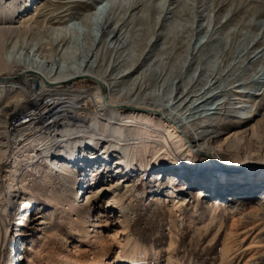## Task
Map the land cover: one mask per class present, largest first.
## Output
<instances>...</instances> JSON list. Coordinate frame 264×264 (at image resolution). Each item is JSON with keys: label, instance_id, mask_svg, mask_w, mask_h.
I'll use <instances>...</instances> for the list:
<instances>
[{"label": "rangeland", "instance_id": "obj_1", "mask_svg": "<svg viewBox=\"0 0 264 264\" xmlns=\"http://www.w3.org/2000/svg\"><path fill=\"white\" fill-rule=\"evenodd\" d=\"M8 1L0 0V9ZM70 1L73 0H30L25 12L15 11L4 19L0 17V26L12 23L21 28L39 29L56 4L74 3ZM97 1L84 0L82 4L91 7ZM239 3L249 9L264 5L263 0H235V4ZM62 10L55 9L54 14L61 17ZM247 13L240 14L239 24L234 21L220 28L231 16L226 13L215 26L213 37H209L211 27L205 21L198 23L201 27L194 25L202 30L194 29L196 33H191V46L199 49L192 64L184 68L182 78H190L197 64L205 71L191 82L192 95H202L198 89L203 86L208 90L206 93L216 97L208 101V106L223 96H229L230 103H234L224 104V121L199 125L200 130H213L210 145L216 150L214 156L209 151L193 148L192 156L188 157L185 142L176 143V139L167 137L158 113L146 110L147 107L138 116L124 115L123 118V124L130 130L128 167L121 163L119 170L114 169L117 165L114 160L123 162L127 158L116 148L106 153V145L102 143L79 150L86 160H94L101 172H105L89 188L80 183L70 187L63 173L48 165L41 154L32 158L31 143L13 148L17 142L11 137L6 149L0 148V263L61 264L68 258L90 260L94 257L104 264H132V261L137 264H264V76L261 75L264 40H250L253 35L250 27L256 21L264 24V14L255 20ZM136 28L140 32V25ZM234 33L242 35L233 37ZM139 39L141 36L129 44L134 46L133 42ZM186 47L185 37L160 40L153 46L154 51L170 57L169 62L175 65L182 61ZM240 54L248 58L241 61ZM210 73L215 74L217 82L209 92V83L205 82ZM12 81L29 91L22 77ZM93 86L90 78L78 77L73 81L75 91L92 92ZM154 87L153 80L146 81L140 94L144 101H153L157 93L165 97V86L156 92ZM63 88L69 86L64 84ZM236 90H243V98L236 95L239 93ZM10 97L8 94L0 104L7 101L11 106ZM28 97L19 101L20 108L35 102ZM251 104L254 105L252 116H241L236 111L239 106ZM32 107L30 113L39 112L37 107ZM93 110V103L87 100L75 113L88 118ZM122 110L124 114L130 111ZM22 117L20 114L12 120L15 127ZM234 119L240 122L232 124ZM45 126L39 116L28 126L41 134L37 143L50 134ZM28 134L25 132L22 137ZM180 134L187 142L186 135ZM164 135L168 142L163 139ZM26 147L28 150L24 151ZM13 149L17 158L11 164ZM103 155H108V165L112 167L102 164ZM243 162L244 166L237 167ZM221 165L233 168L221 170ZM83 168L87 171V167ZM76 175L80 176L81 170ZM11 183L15 184L16 197L6 214ZM25 201H30V208L23 211Z\"/></svg>", "mask_w": 264, "mask_h": 264}, {"label": "bare ground", "instance_id": "obj_2", "mask_svg": "<svg viewBox=\"0 0 264 264\" xmlns=\"http://www.w3.org/2000/svg\"><path fill=\"white\" fill-rule=\"evenodd\" d=\"M29 1L9 0L1 7L0 17L4 19L15 11H20L19 14L25 12ZM70 2L74 3L56 4L54 8L63 9L64 14L59 17L54 14L53 9L51 16L39 29L21 28L12 23L0 26V101L6 100L8 94L13 101L11 106L7 101H4V105L0 104V148H5L11 137L17 142L13 148L31 143L32 158L41 154L40 157L48 165L53 166L55 171L63 173L70 187L80 183L83 187L89 188L96 183L98 176L105 172H101L100 165L97 166L94 160H86L79 150L102 143L106 145V153L116 148L124 158H127L123 162L114 160L117 164L114 169L119 170L121 163L128 167L131 152L128 135L130 130L123 124V118L124 115L138 116L139 112L147 107L146 110L158 113L161 123L165 125L167 137L171 140L176 139V143L185 142L183 146H186L185 153H188V157L192 156L193 148L209 151L214 156L216 150L210 145L213 130H200L199 125L213 122L218 124L224 121L222 111L224 104L234 103H230L229 96H223L208 106L210 104L208 101L216 97L206 93L208 90L206 91L207 88L203 86H199L198 89L202 95H192L194 90L190 89L191 82L195 76L198 78L205 72L198 64L194 69L195 73L187 78L188 81L182 78L184 68L192 64V59L199 49L192 47L190 43L196 29L194 25L201 27L202 24L198 23L205 21L207 26L211 27L209 37H213L217 29L215 26L221 23L220 19L226 13L231 14L230 18L218 27L227 26L234 21H238L239 24L240 14L247 12L256 20L264 14V5L260 9L259 7L249 9L242 3L235 4V0H99L95 6L90 7L82 4L84 0ZM137 25H140V32L136 28ZM187 27H190L189 31L186 30ZM178 28L180 29L177 30ZM250 29L253 33L250 39L252 42L264 40V24L256 21ZM234 35L233 37H236L242 33ZM140 36L139 41L133 42L135 48L129 44ZM184 37L187 38V47L178 65L170 63V57H163V54L154 51L153 46L160 40L165 42ZM170 52L167 54H171ZM243 56L238 55L239 58L242 57L241 61L248 58ZM254 56L255 54L249 59ZM18 66L22 68L17 70ZM261 75L264 76V71ZM21 77L29 89L28 92L24 85L15 86V82L12 81L13 78ZM78 77L90 78L93 81L92 92L73 90V81ZM214 78L215 74L212 73L206 78L205 84L209 83V92L210 87L217 82ZM147 80L154 81L155 92L165 86V97H160L157 93V98L153 101H144L140 94ZM64 84L69 88H63ZM129 85L131 87H128ZM235 92H239L236 95L243 98V90ZM25 96L34 99L32 105L37 107L39 112L30 113L32 105L19 107V101ZM249 98L247 95V99ZM87 100L93 103V112L88 118L78 117L75 111ZM244 106H239L236 111L241 116L250 115L254 105ZM124 108L130 109L128 114H124L125 111L122 110ZM243 108L247 109L242 110ZM61 113H64V117H60ZM20 114L23 115V119L15 127L12 120ZM38 116L44 120L50 134L45 140L37 143L36 139L41 134H36L33 132L35 129L32 130L28 126ZM231 122L237 124L240 121L234 119ZM25 132H29L28 136L22 137ZM182 132L188 138L187 142L180 134ZM167 137L163 136L165 142H168ZM25 139H29V142ZM37 145L39 147L35 148ZM161 147L164 149L165 146ZM27 150L28 147L24 151ZM12 151L11 164L15 163L17 158V153L14 149ZM101 158L104 160L102 164L108 168L112 167L108 165L110 159L108 155ZM205 160L209 161V158ZM178 165L183 169L182 165ZM83 166L87 167V171ZM242 166L244 162L237 165ZM220 168L228 171L233 167ZM209 169L213 168L209 165ZM79 170L80 176L76 175ZM125 173L122 175L123 178L126 177ZM175 185H178V182H175ZM9 188L4 209L6 214L10 212L16 197L15 184L11 183ZM199 194L200 192L197 196ZM23 204L25 208L23 211L30 208V201ZM61 264L104 262L94 257L90 260L78 257L68 258ZM132 264L137 263L132 261Z\"/></svg>", "mask_w": 264, "mask_h": 264}]
</instances>
